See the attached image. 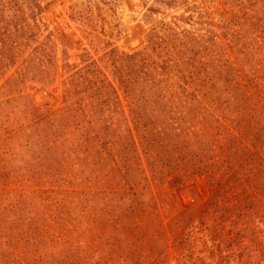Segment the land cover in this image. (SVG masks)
I'll list each match as a JSON object with an SVG mask.
<instances>
[{"label":"trees","instance_id":"obj_1","mask_svg":"<svg viewBox=\"0 0 264 264\" xmlns=\"http://www.w3.org/2000/svg\"><path fill=\"white\" fill-rule=\"evenodd\" d=\"M241 1L254 7L260 5L255 25L264 28V0ZM30 2L35 18L43 7L35 0ZM18 4L16 0H8L6 5L11 9ZM20 18L22 25L17 30H4L8 36L2 37L0 42V70L16 63L17 49L28 47L30 41L36 40L27 17ZM10 22L15 23L10 18L6 24ZM171 35L167 41L152 33L150 45L143 50L127 53L113 49L105 54L101 61L111 69L114 82L89 54L82 55L81 65L66 63L63 66L67 75L63 82L64 105L58 110L37 106L30 95L11 97L0 103V264L91 262L88 252L73 246L69 239L72 226H79V219L85 217L83 212L88 204L90 212L97 214V220L103 216L101 225L114 228L109 243L113 244L116 236H128L131 230L142 229L140 214L146 213L144 207L147 204L156 208L153 199L145 192H111L116 178L134 190L139 177L131 161L133 158L142 160L140 147L153 174L184 170L207 175L211 186H221L228 172H224L222 180H218L217 175L224 171L225 162L223 159L216 163L211 161L216 156L213 140L208 138V133L203 134L195 127L212 116L203 107L206 95L201 90L206 88L200 85L188 93L184 88L186 99L178 102L174 93L169 97V87L164 85L166 80L160 78L176 68L184 79L197 74L200 52L195 48L199 42L194 36L178 38L176 33ZM52 49L48 42L36 46L23 69L6 81L4 93H13L28 80L38 81L45 87L50 85L56 74ZM149 49L161 54L166 50L165 55L170 57L160 62L153 58ZM174 52L178 57L173 56ZM184 64L186 68L182 69ZM121 91L128 100L129 116ZM199 95L203 98L199 99ZM214 122L228 134L222 121L215 119ZM123 124L126 126L124 131L121 129ZM261 136L260 133L255 134L253 147L261 142ZM235 141L233 137L231 148L236 146ZM239 152L240 148L234 155ZM244 154H251V149L246 147ZM251 156L257 158L256 155ZM241 157L238 156V160ZM139 164L144 173L143 165ZM106 168L109 171L104 184L109 191L92 197L88 195L81 199L79 192L30 187H40L43 179L85 184L90 176L97 178ZM179 180L180 177H176L174 182ZM10 184L18 187L9 188ZM228 186L227 183L222 188ZM228 206L226 197L219 192L197 216L186 210L174 221L172 228L175 230L187 226L176 241L183 246L187 263L254 264L251 257L244 260L245 250L239 253L237 262L234 259L235 247L244 235L238 231L234 237H229L235 229L226 233L225 226L228 222L240 223L237 219H242V213L239 206ZM208 217L212 218V224H208ZM196 221L201 226L196 233L208 236L210 241V244H202L198 255L189 230ZM244 231L255 235L251 229ZM142 237L138 235L136 241ZM111 248L113 252L117 249L122 251L125 258L128 253H133L131 262L146 261L130 246L122 249L112 245ZM156 254H160V250L156 249L153 255ZM260 258L264 261V249ZM153 264H160V260Z\"/></svg>","mask_w":264,"mask_h":264},{"label":"rangeland","instance_id":"obj_2","mask_svg":"<svg viewBox=\"0 0 264 264\" xmlns=\"http://www.w3.org/2000/svg\"><path fill=\"white\" fill-rule=\"evenodd\" d=\"M16 1L18 6L9 9L6 5L8 0H0V42L2 37L8 36L4 32L6 28L13 31L22 25V16L27 17L36 40L30 41L28 47L17 49L16 63L6 70H0V103L11 97L30 95L37 106L58 110L64 105L63 82L67 75L63 66L66 63L81 65L84 54L97 60L114 82L111 69L101 61L113 49L127 53L143 50L150 45L152 33L167 41L173 33L178 38L190 35L199 42L195 51L200 52L197 56L200 69L195 77L184 79L176 68L160 78L166 80L164 85L169 87V97L174 93L178 102L186 99L184 88L187 93L194 92L200 85L206 88L201 90L206 95L203 107L208 109L209 116L215 117L210 116L208 121L197 123L195 127L203 134L208 133V138L213 140L216 156L211 161L216 163L223 159L225 162L226 167L217 175L218 180H222L224 172H228L227 177L221 186H211L207 175L200 173L183 170L153 174L140 147L142 160L133 158L131 161L139 177L134 190L116 178L111 192H145L153 199L156 208L153 204L145 205L146 213L140 214L142 229L131 230L128 236H116L112 244L109 242L114 228L101 225L103 216L97 220V214L90 212L88 204L83 212L85 217L79 219V226H72L69 236L73 246L90 255L91 262L87 264H153L158 260L160 264H189L185 260L183 246L176 243L187 226L175 230L172 225L186 210L192 211L195 216L200 214L219 192L226 197L228 207L237 205L242 213V219H237L240 223L234 225L228 222L225 226L226 233L235 229V233L229 237H234L238 231L245 236L235 247L234 259L237 262L239 253L245 250L244 260L251 257L254 264H264L260 258L264 249V34L261 33L264 28L255 25L260 5L254 7L241 0H35L43 11L34 18L35 11L32 13L30 0L28 3L26 0ZM10 18L15 23L7 25ZM171 28L173 31H170ZM44 42L50 43L53 48L54 81L45 87L38 81L28 80L13 93H4L6 81L23 69L33 49ZM148 51L160 62L170 57L165 55L166 50L163 54L160 51L154 53L152 49ZM173 56L178 57L177 52ZM181 66L182 69L186 68L185 64ZM120 94L129 116L128 100L122 91ZM202 98L199 95V99ZM224 116L229 118L225 119ZM215 119L224 123L228 134L221 131ZM125 128L123 124L121 129L124 131ZM257 133L262 134L261 142L253 147L252 139ZM233 137L236 138V146L231 148ZM238 147L240 152L235 156ZM246 147L251 149V154H244ZM238 156H242L240 160ZM139 163L143 165L145 175ZM108 168L102 170L98 180L90 176L85 184L43 179L40 187H30L79 192L81 199L88 195L92 197L109 191L104 184ZM176 177H180L178 182H174ZM227 183L230 186L222 188ZM16 187L18 185H9V188ZM207 220L208 224L213 223L211 217ZM198 226L196 221L189 229L196 243V255L200 253L203 243L210 244L208 236L196 233L201 228ZM246 228L255 235L246 234ZM140 234L143 237L136 241ZM112 245L122 249L130 246L146 261L131 262L133 253H128L125 258L122 251L117 249L113 252ZM257 245L259 248H256ZM156 249L160 250V254L153 255Z\"/></svg>","mask_w":264,"mask_h":264}]
</instances>
